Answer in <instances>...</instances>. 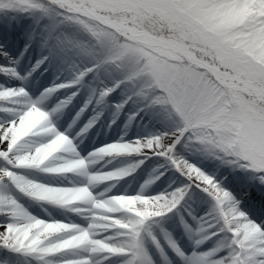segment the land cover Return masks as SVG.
<instances>
[{
  "label": "snow or ice",
  "instance_id": "obj_1",
  "mask_svg": "<svg viewBox=\"0 0 264 264\" xmlns=\"http://www.w3.org/2000/svg\"><path fill=\"white\" fill-rule=\"evenodd\" d=\"M0 14V264H264V0Z\"/></svg>",
  "mask_w": 264,
  "mask_h": 264
},
{
  "label": "rangeland",
  "instance_id": "obj_2",
  "mask_svg": "<svg viewBox=\"0 0 264 264\" xmlns=\"http://www.w3.org/2000/svg\"><path fill=\"white\" fill-rule=\"evenodd\" d=\"M20 19H22L24 21V25L26 27V23L23 17H20ZM19 27V25H18ZM106 124L107 123H98L88 134V137L86 139V141L88 142L87 145H96L98 146L101 143H110L113 141V139L118 138L119 133L116 132L115 135L112 133V129H107L106 128ZM89 150H91V148H89ZM130 160V158H125V157H121V158H116L115 160L112 161V163H110L108 165L109 168H115V167H120L123 166L124 164L128 163ZM153 165L150 163L148 165V168H146L144 171H138V174L136 176V180H142L144 177L147 176V171L149 168H151ZM129 183H135L136 180H133L132 177H128L127 178ZM123 183V181L121 182Z\"/></svg>",
  "mask_w": 264,
  "mask_h": 264
}]
</instances>
